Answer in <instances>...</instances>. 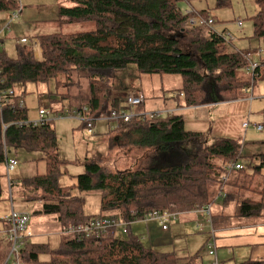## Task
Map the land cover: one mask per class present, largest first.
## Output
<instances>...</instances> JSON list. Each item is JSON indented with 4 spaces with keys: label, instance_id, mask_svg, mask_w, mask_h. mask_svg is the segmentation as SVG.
Returning a JSON list of instances; mask_svg holds the SVG:
<instances>
[{
    "label": "trees",
    "instance_id": "trees-1",
    "mask_svg": "<svg viewBox=\"0 0 264 264\" xmlns=\"http://www.w3.org/2000/svg\"><path fill=\"white\" fill-rule=\"evenodd\" d=\"M61 1L73 5L60 7L62 23H94L95 30L42 37L40 59L21 45L15 59L0 50V80L4 90L54 81L60 92L75 77L85 79L90 97L78 110L83 128L120 110L125 99L115 92L124 91L116 90L114 82L131 66L139 76H179L182 87L175 98L180 109L242 100L257 83L246 78L245 52L231 50L233 42L225 33L188 26L190 16L179 7L182 0ZM254 1L259 8L252 19L255 38L264 41V0ZM16 9L15 1L0 0V12ZM198 14L211 18L207 13ZM260 72L264 80V62ZM68 99L67 94L62 95V100ZM27 120L26 108L0 106V166L19 151L42 153L39 161L45 163V173L22 180L19 194L26 204H41L37 214L56 216L61 227L85 225L99 218H118L132 225L153 210L194 214L213 207L220 198L228 212L212 215L215 230L227 228L235 218L264 221V153L244 158L241 143L231 139L214 138L209 144L203 133L186 129L181 115L118 122L115 131L123 134L121 147L134 153L131 160L136 169L114 172L98 160H87L85 173L76 177L75 187L81 194H102L97 216L85 215V200L72 195L73 188L59 185L66 164L60 159L53 121L30 128L18 126ZM229 164L244 169L228 172ZM212 186L217 187V195ZM2 196L0 176V199ZM116 233L111 230L103 238L81 241L62 236L57 250L28 242L21 260L24 264H178L175 254L146 248L145 242L132 236L131 226L127 239H118ZM10 247L8 241L0 242V264H6ZM42 255H49L50 261L42 262ZM188 264H200L199 255L190 257ZM243 264H264V260Z\"/></svg>",
    "mask_w": 264,
    "mask_h": 264
},
{
    "label": "rangeland",
    "instance_id": "rangeland-1",
    "mask_svg": "<svg viewBox=\"0 0 264 264\" xmlns=\"http://www.w3.org/2000/svg\"><path fill=\"white\" fill-rule=\"evenodd\" d=\"M12 1L16 2L22 12L12 23L11 31L4 36V44L1 47V51H5L11 59L17 58L22 39L35 41L54 34L90 32L96 27L94 23L70 25L62 23L59 10L61 6H73L68 2L61 0ZM197 2L201 3L193 4L194 2L182 0L179 2V7L183 12L209 11V16L217 20L213 29L218 33L226 30L235 38L231 50L236 48L243 51L256 47L263 51L264 59V41L255 38L252 19L258 14L259 8L254 0H228V5H223L224 0ZM9 14L0 12V27L9 21ZM237 20L243 23V29L237 26ZM34 53L41 58L43 52L35 50ZM246 78L249 79L250 76ZM77 82L80 86L73 85ZM86 84L88 82L85 79L75 77L70 83L71 86L62 88L60 92L56 91L54 81L45 85L28 84L26 87L20 85L15 90L17 95L25 101L29 122L40 120L41 109L51 113L49 120L53 121V127L59 139L60 159L66 164L59 185L73 188L72 195L80 196L85 200V215L97 216L100 214L102 194H81L75 187L76 177L85 173L86 161L98 160L114 172L134 171L136 167L131 160L134 153L121 147L124 143L123 134L115 131L118 122L99 119L92 123V132L89 128L82 127L81 118L76 114L85 103L86 95H89V92L86 94L85 89L83 90ZM114 84L117 86L116 90L143 95L145 103L141 107L134 108L135 113L151 116L173 110L176 115L183 116L188 131L203 133L209 144L213 143L214 138L231 139L241 143L244 158L264 153V102L258 99L264 97V80L258 81L254 91L247 92L249 100L245 102L249 105H245V108L235 107L231 105L232 103H218V105L203 106L204 108L198 107L201 109H180L175 99L182 87L179 76H139L134 66L115 78ZM66 94L69 99L62 100V95ZM250 98L253 100L257 98L255 101L258 103L253 107L250 106ZM244 123H250L249 130L243 129ZM254 126L263 127V132H257ZM15 158L18 166L14 170L0 172L2 190L5 193L0 199V241H5L6 235L3 218L11 215L13 211L9 180L20 177L19 174L27 172L29 168L32 174L27 177L44 174L46 171L45 163L39 161L43 158L42 153L19 151L18 154L10 155V159ZM212 189L217 195V187L212 186ZM13 197L16 210L19 211L21 207L30 208L29 227L33 237L29 242L32 245H48L51 250L59 249L62 235L57 217L36 214V206L21 204L15 193ZM220 207H223L222 198L217 199L216 204L213 205V215L217 214ZM232 221L234 223L232 222L227 228L216 229L219 264H241L249 261L256 248L264 252L263 219L235 218ZM131 226L132 236L144 238L146 248L164 254H175L179 259L178 264H188V259L197 254L200 257V264L216 262L215 257L210 256V248L207 244L213 228L205 213L182 214L176 221L168 222V231H163L162 225L157 221H138ZM122 228H117V238L121 240L129 238L128 233H124ZM260 259L264 260V255ZM40 260L49 262L50 256L42 255ZM12 263L13 261L9 264Z\"/></svg>",
    "mask_w": 264,
    "mask_h": 264
},
{
    "label": "built area",
    "instance_id": "built-area-1",
    "mask_svg": "<svg viewBox=\"0 0 264 264\" xmlns=\"http://www.w3.org/2000/svg\"><path fill=\"white\" fill-rule=\"evenodd\" d=\"M22 10L21 8L17 7V9L14 12H11L9 16V21L0 27V50L2 47V44L4 42V36H6L7 33L11 31V25L14 21H16ZM186 15L190 16V19L188 20V26L191 28H199L202 26L208 27L212 29L214 32L218 33L215 29H213V26L215 25V20L213 18L205 19L200 14L194 12V11H186ZM238 27L241 29L243 23L241 21L237 22ZM220 34V33H218ZM224 36L228 41L234 42L235 38L230 33H225ZM21 45H24L25 47H28L35 50H40L42 52L40 42L39 40L35 41H29L27 39H22L20 41ZM245 56L248 59V66L246 68L247 74L251 77L252 82H257L261 78V72L260 67L263 61V51L262 50H254V51H247L245 52ZM35 57L37 59H40L37 54H35ZM1 63V62H0ZM1 73V72H0ZM3 82L0 80V106H10L12 109H23L25 108V101L23 98L17 95L16 90H4L2 88ZM253 90V87L249 90ZM248 91V92H249ZM17 99V101L14 103L13 101ZM253 99L250 98V101ZM145 103L144 97L141 94L138 93H129L124 100V103H122L120 110L114 111L110 118H107L109 121H116V122H124V123H130L134 118H143L147 117L150 119H153L155 117H161V116H167V115H173L175 111H166L164 114H153L151 116L143 115L141 113H135L133 110L134 108H138L143 106ZM129 111H131L129 113ZM78 113V112H77ZM81 121H83L81 115L79 113L77 114ZM51 113L46 109L40 110V120L37 122H19L18 126L20 128H30V127H36L41 124H44L48 121H50ZM61 117V116H60ZM92 123L89 122L88 128L89 131L92 132ZM250 123L244 124V128L247 130L250 127ZM7 127H5L6 129ZM255 129L257 132H263V127L261 126H255ZM18 165L16 160H10L7 163V171L10 172L12 169H14ZM228 172L233 171H239L243 170L244 167L240 164H229L225 168ZM226 181V180H225ZM205 213L208 218L209 222L212 225V233L210 240L208 242L209 248H210V256L215 257L216 262L215 264H219L218 257H217V246H216V230L213 227V209L212 206H207L206 208L198 211ZM180 216L178 213L170 212V211H158L153 210L152 212L145 215V217L142 219V221H157L162 225L163 231H168L169 227L167 226L168 222L176 221L177 217ZM3 222L7 224L8 231L6 232L7 241L10 243V252L7 259L6 264L11 263L12 264H24L21 260V251L24 248L26 244H28L31 237H33V234L30 230L29 224H30V215L26 213H18L15 211H12L11 215L6 216L3 219ZM130 224L126 223L124 221H121L120 219H110V218H99L91 221L88 224L85 225H79V226H69V227H63L61 228L60 234L62 236H73L78 239V241H81L83 239H100L105 237L111 230H114L117 232L118 227H123V232L127 233ZM141 242H144L143 239H140Z\"/></svg>",
    "mask_w": 264,
    "mask_h": 264
},
{
    "label": "crops",
    "instance_id": "crops-1",
    "mask_svg": "<svg viewBox=\"0 0 264 264\" xmlns=\"http://www.w3.org/2000/svg\"><path fill=\"white\" fill-rule=\"evenodd\" d=\"M186 1H188V2H194L193 4H195V3H201V2H197V1H203V0H186ZM190 4V3H189ZM196 12V11H195ZM198 13H207V14H209V11H204V10H202V11H198ZM211 17V16H210ZM211 18H213L214 20H215V22H217V20H216V18H214V17H211ZM237 22H238V20H237ZM237 22H236V24H237ZM238 26V25H237ZM241 29H243V25H242V28ZM223 33H227L226 32V30H224V32ZM234 43V42H233ZM257 45H259V44H257ZM239 50V49H238ZM254 50H257L256 49V47H254L253 49H246V50H243L244 52H247V51H254ZM260 50V49H259ZM264 62V59H263V61H262V63ZM258 81H263V80H261V79H259ZM258 81H257V83H258ZM257 83H256V85H257ZM256 85L253 87V90L252 91H254V89L256 88ZM85 89V90H84ZM83 90L84 91H86L85 93L86 94H88V92H89V88H88V85L86 84V85H84V88H83ZM131 91H125V92H120V91H117V92H115V95H118V96H120V95H122V96H124V99H125V97L130 93ZM87 96V98H86V101H85V103L84 104H82L81 105V107L82 106H85L86 105V103L88 102V100H89V97H90V92H89V95H86ZM176 99V103L179 105V103H180V101L177 99V98H175ZM257 99V98H256ZM255 99V100H256ZM259 100H261L262 101V103L264 102V97H262V98H258ZM249 100V97H248V94L246 93L245 94V96H244V98L242 99V100H239V101H236V102H230L229 104H231V105H234L235 107L236 106H238V107H243V108H245L246 106H248L249 104L247 103V102H245V101H248ZM255 100H252V101H249L250 102V106H254V105H256V103H258L257 101H255ZM124 103V102H123ZM235 103V104H234ZM212 105H218V104H212ZM246 105V106H245ZM211 106V105H210ZM80 107V108H81ZM79 108V109H80ZM179 108V107H178ZM202 108H204V107H202ZM78 109V110H79ZM186 109H189V108H186ZM193 109H201V108H193ZM171 111H173V110H171ZM78 112V111H77ZM78 114V113H77ZM76 114V115H77ZM251 114V113H250ZM78 116V115H77ZM250 116V115H249ZM244 124H246V123H244ZM244 124H243V129H245L244 128ZM185 125H186V122H185ZM186 127V126H185ZM251 127V126H250ZM250 127L247 129V130H249L250 129ZM254 128H255V126H254ZM246 130V129H245ZM256 130V129H255ZM200 132V131H199ZM10 160H16V158L15 159H9V161ZM17 161V160H16ZM7 165V164H6ZM6 165H4V166H0V172H1V170H2V173H5L6 171H7V166ZM18 166V165H17ZM16 166V167H17ZM1 167H2V169H1ZM15 167V168H16ZM14 168V169H15ZM14 169H12V170H14ZM8 172V171H7ZM32 170L29 168L28 170H27V172L26 171H24V172H21L20 174H19V176L20 177H16L15 179H11V180H9V183H8V186H9V190H10V194H11V198H12V207H13V211H15V212H18V213H26V214H29L30 215V213H29V209L30 208H28V207H24V208H22L21 207V209L18 211V210H16L15 209V201H14V193L17 195V197H18V199L20 200V203L21 204H26V203H24L23 202V200L21 199V197H20V194H19V188H18V184L22 181V180H25V179H27V178H30V177H27V176H29V175H31L32 173ZM1 177H2V175H0ZM33 176H35V175H33ZM32 176V177H33ZM5 195V193L3 192V196ZM2 196V197H3ZM27 205H31V206H36V214L38 213V211H39V209H40V206H41V204H27ZM221 210H224L222 207H220V209H218V211H217V214L221 211ZM226 213L228 212L227 210H224ZM191 215V214H190ZM6 217V216H5ZM4 217V218H5ZM3 218V219H4ZM31 219V218H30ZM4 225H5V230H6V232H7V224H5L4 223ZM31 230V229H30ZM131 230H133V228H132V226H131ZM33 231V230H32ZM60 231H61V226H60ZM4 233V232H3ZM34 233V232H33ZM141 239H143L144 240V242H145V239L144 238H141ZM5 240L7 241V238H6V235H5ZM4 241V240H3ZM3 241H0V242H3ZM264 255V252H261L260 251V249L259 248H256L254 251H253V254H252V259L251 260H261L260 258L262 257ZM218 256V255H217ZM250 261V260H249ZM247 262V261H246ZM243 263H245V262H243ZM243 263H241V264H243Z\"/></svg>",
    "mask_w": 264,
    "mask_h": 264
}]
</instances>
